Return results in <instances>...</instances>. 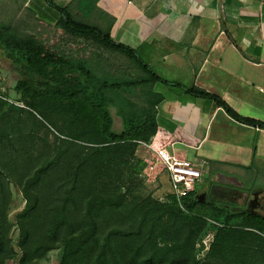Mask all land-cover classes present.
Returning a JSON list of instances; mask_svg holds the SVG:
<instances>
[{"label":"trees","instance_id":"16d2710c","mask_svg":"<svg viewBox=\"0 0 264 264\" xmlns=\"http://www.w3.org/2000/svg\"><path fill=\"white\" fill-rule=\"evenodd\" d=\"M45 2L73 33L133 56L141 74L108 76L86 58L77 61L47 50L23 37L10 21L0 20V50L19 74L10 88L12 97L31 111L61 95L65 112L80 125L78 139L87 144L56 151L24 180L27 202L18 215L19 263L62 248L58 264H264L260 212L235 208L234 203L210 195L200 198L196 187L179 199L170 192L166 202L131 198L142 185L140 175L147 166L136 149L149 143L157 130L156 112L146 103L145 89L152 81L170 82L95 25L69 16L52 0ZM49 82L62 87L46 91ZM186 91L211 99L238 122L264 128V121L241 116L215 94L195 86ZM56 105L54 101L52 106ZM12 110L24 108L0 100V117ZM115 118L121 121L120 129L114 128ZM5 206L0 204V264L13 255ZM143 226L148 227L146 233ZM209 230L214 231L213 240L199 261L195 246ZM158 237L163 244L156 242Z\"/></svg>","mask_w":264,"mask_h":264},{"label":"crops","instance_id":"0c3cea01","mask_svg":"<svg viewBox=\"0 0 264 264\" xmlns=\"http://www.w3.org/2000/svg\"><path fill=\"white\" fill-rule=\"evenodd\" d=\"M52 1L69 16L95 25L113 42L135 51L170 82L152 81L145 89L146 103L156 112L157 130L149 143L137 147L139 158L150 163L155 157L148 147L152 145L194 163L206 162L210 185L198 190L197 183L200 198L208 195L214 180L234 182L227 168L264 171V128L238 122L211 99L186 91L192 86L203 89L241 116L264 121V0ZM0 12L3 18L16 14L25 22L37 21L42 34L66 30L80 37L59 23L60 13L45 0H0ZM88 39L93 40V52L87 60L96 70H112L105 63L97 65L102 58L117 60L123 70L140 69L127 52L99 47ZM45 87L58 91L62 85L49 82ZM156 171L166 178L170 193L168 173L159 167ZM252 201L255 207L249 210L263 214L256 209L257 193Z\"/></svg>","mask_w":264,"mask_h":264},{"label":"rangeland","instance_id":"374dc122","mask_svg":"<svg viewBox=\"0 0 264 264\" xmlns=\"http://www.w3.org/2000/svg\"><path fill=\"white\" fill-rule=\"evenodd\" d=\"M1 14L3 12H0ZM2 16V15H0ZM5 16H7L5 14ZM0 20L10 21L21 32L23 37L38 43L47 50L57 51L64 56H73L77 61L88 58L93 52V40L78 37L63 30L53 34H42L39 31L38 22L26 20L22 16L10 15L7 18L0 17ZM24 25V26H22ZM96 45L99 44L96 42ZM100 47V46H99ZM97 48V47H96ZM99 49V48H97ZM103 56L110 57L111 55ZM103 61V58H102ZM101 65H108L112 70L105 71L104 74L111 77H132L140 72L131 69L123 70L117 60H104ZM105 63V64H103ZM0 88L8 92V95L14 96L11 91L14 82L17 80L13 65L0 50ZM140 74V73H139ZM50 97V96H49ZM15 98V97H14ZM56 101L59 105L52 106ZM64 100L61 95L51 96L49 103H39L34 110H12L6 111L0 117V204H6L4 214L8 222V242L13 249L12 258L7 259L4 264H20L21 250L18 246L19 223L18 215L25 208L27 199L22 189V184L32 168L39 167L45 163L49 155L56 151L63 150L66 147L77 149L78 144L87 145L78 139L82 133L78 131L80 125L70 114L66 113L62 103ZM61 104V105H60ZM121 121L114 119V128L120 129ZM70 143H74L71 145ZM71 149V151H73ZM190 158H193L190 156ZM249 162V158H244ZM226 169V168H225ZM230 169V168H227ZM226 169V170H227ZM233 171L225 170L226 175L234 178L233 183L222 184L214 180L213 187L208 195L221 201L232 202L235 208L245 206L247 209L255 207L250 201L256 193L258 202L256 209L263 211L264 214V171H246L244 169L232 168ZM264 169V166L262 167ZM155 171L140 176L142 185L136 190L131 198L138 201L151 198L159 202H166L169 194V184L165 177L160 178ZM210 173L202 172L197 189L201 190L204 186H209ZM257 191V192H256ZM143 233L147 232L148 227L143 226ZM214 231L209 230L196 244V259L202 261L206 255L213 240ZM156 242L163 244L158 237ZM62 248H56L47 252L44 256L35 258L27 264H58L62 257Z\"/></svg>","mask_w":264,"mask_h":264},{"label":"built area","instance_id":"2783aa9c","mask_svg":"<svg viewBox=\"0 0 264 264\" xmlns=\"http://www.w3.org/2000/svg\"><path fill=\"white\" fill-rule=\"evenodd\" d=\"M0 100L28 109L23 102L7 95L2 88H0ZM148 147L155 153V157L150 163H147L141 175L155 171L158 167L160 170L166 171L169 177L171 194L176 196L177 199L187 195L196 187L205 169L206 162L194 163L186 157L169 154L164 149H157L152 145H148Z\"/></svg>","mask_w":264,"mask_h":264},{"label":"flooded vegetation","instance_id":"af4514ba","mask_svg":"<svg viewBox=\"0 0 264 264\" xmlns=\"http://www.w3.org/2000/svg\"><path fill=\"white\" fill-rule=\"evenodd\" d=\"M252 200H253V198L250 201H252ZM252 203H253V201H252Z\"/></svg>","mask_w":264,"mask_h":264}]
</instances>
